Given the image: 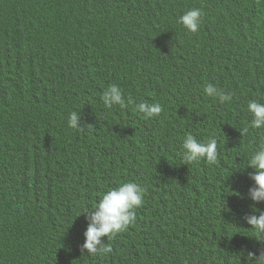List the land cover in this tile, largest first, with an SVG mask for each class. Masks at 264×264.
I'll list each match as a JSON object with an SVG mask.
<instances>
[{"label": "trees", "instance_id": "trees-1", "mask_svg": "<svg viewBox=\"0 0 264 264\" xmlns=\"http://www.w3.org/2000/svg\"><path fill=\"white\" fill-rule=\"evenodd\" d=\"M191 8L195 33L178 22ZM110 84L134 103L106 108ZM250 100L264 103V0H0V264H256ZM187 133L216 138L217 162L182 164ZM124 182L144 192L135 222L104 238L111 253H82L85 212Z\"/></svg>", "mask_w": 264, "mask_h": 264}, {"label": "clouds", "instance_id": "clouds-1", "mask_svg": "<svg viewBox=\"0 0 264 264\" xmlns=\"http://www.w3.org/2000/svg\"><path fill=\"white\" fill-rule=\"evenodd\" d=\"M178 22L187 30L193 33L197 32L201 22L200 9L186 10L183 15L179 16ZM203 91L207 96H218L222 104L232 100L230 93L218 90L210 83L204 87ZM101 99L104 106L109 109L113 105H119L123 109L134 103L131 97L126 103L121 89L116 84H110L103 92ZM135 110L142 113L144 118H152L159 116L162 107L159 103L141 102L135 105ZM247 111L252 115L248 127L252 129L264 128V103L250 100L247 104ZM68 124L71 128L82 127L78 112L70 113ZM217 144V139L214 137L201 141L192 133H187L182 140V164H190L201 159L206 160L208 164L216 163L218 159ZM50 155L56 162H65L63 157ZM248 167L254 170L248 173L253 181L248 191V198L254 203L252 214H246L244 219L256 231L257 239L264 241L260 238L261 235H264V209L256 207L257 204L264 202V138L259 141L257 148L248 157L245 168ZM143 195V189L135 182L121 183L102 194L96 205L85 212L82 223L78 224L81 226L82 237H85L84 243L81 245L82 253L87 252L92 255L98 252L101 254L111 253L112 247L104 238L107 237V240H110L115 234L126 230L130 224L135 222L134 210L141 205ZM257 212L258 215L255 214ZM255 256L256 254L253 252L248 253V257L251 259ZM255 262L264 264V250H261Z\"/></svg>", "mask_w": 264, "mask_h": 264}, {"label": "bare ground", "instance_id": "bare-ground-1", "mask_svg": "<svg viewBox=\"0 0 264 264\" xmlns=\"http://www.w3.org/2000/svg\"><path fill=\"white\" fill-rule=\"evenodd\" d=\"M33 123V122H32ZM35 123V122H34ZM14 124V123H13ZM32 125H34V124H32ZM30 126V125H29ZM32 128V127H31ZM24 130H26V128L24 129ZM33 176V175H32ZM22 183V182H21ZM20 184V183H19ZM180 213V212H179Z\"/></svg>", "mask_w": 264, "mask_h": 264}]
</instances>
